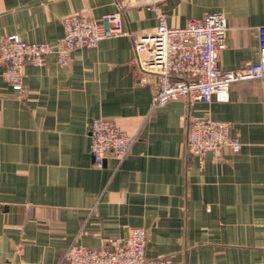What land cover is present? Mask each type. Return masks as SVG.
<instances>
[{
	"label": "crops",
	"instance_id": "crops-1",
	"mask_svg": "<svg viewBox=\"0 0 264 264\" xmlns=\"http://www.w3.org/2000/svg\"><path fill=\"white\" fill-rule=\"evenodd\" d=\"M117 2L132 35L77 48L68 65L55 54L27 62L22 96L0 66V264H59L73 242L100 248L132 226L147 228L148 257L264 264V82L233 83L227 101L153 105L157 84L140 82L132 59L133 36L156 29L158 5L177 27L223 12L220 66L257 62L264 0H0V41L52 43L65 15L101 18ZM97 117L136 135L122 161L108 154L103 167L93 164ZM201 118L230 122L241 149L193 155L188 127Z\"/></svg>",
	"mask_w": 264,
	"mask_h": 264
},
{
	"label": "built area",
	"instance_id": "built-area-1",
	"mask_svg": "<svg viewBox=\"0 0 264 264\" xmlns=\"http://www.w3.org/2000/svg\"><path fill=\"white\" fill-rule=\"evenodd\" d=\"M101 18L71 12L63 17L64 32L55 42L29 41L19 34H8L0 41L1 75L22 96L24 66L27 62L45 65L55 54L68 65L77 48L96 47L106 38L132 35L124 28L123 6ZM158 25L153 32L133 36V62L141 72L140 82L156 83L153 105H165L181 96L191 101L209 103L229 100L235 82L260 79L264 82V25L259 29V60L241 67L225 69L219 64V50L225 45L228 31L223 12H207L184 26H171L158 5L154 6ZM137 117L128 121H137ZM93 164L103 167L108 154L122 161L131 151L136 135L127 132L115 118L97 117L89 126ZM187 148L197 156L219 153L225 146L234 151L242 143L231 132L228 121L213 118L193 120L188 127ZM148 230L128 227L124 236L112 238L100 248L73 242L59 264H185L171 256L146 255Z\"/></svg>",
	"mask_w": 264,
	"mask_h": 264
}]
</instances>
